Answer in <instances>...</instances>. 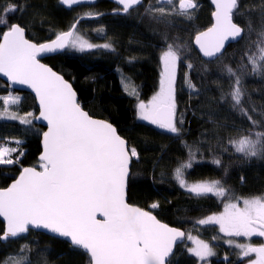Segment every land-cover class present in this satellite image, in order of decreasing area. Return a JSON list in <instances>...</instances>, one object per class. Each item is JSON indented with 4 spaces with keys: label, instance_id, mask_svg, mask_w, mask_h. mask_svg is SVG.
<instances>
[{
    "label": "trees",
    "instance_id": "16d2710c",
    "mask_svg": "<svg viewBox=\"0 0 264 264\" xmlns=\"http://www.w3.org/2000/svg\"><path fill=\"white\" fill-rule=\"evenodd\" d=\"M150 1L151 8L144 16L131 19L135 12H144L149 0H143L141 6L124 15L114 13L120 8L107 0L71 10L63 9L58 0H0V18L7 20V24L0 25V34L18 24L24 27L27 39L40 44L68 31L83 18L75 33L80 31L87 42L109 44L111 48L95 47L83 52L67 49L43 62L72 85L84 111L92 118L111 123L128 146L136 148L138 156L132 157L128 202L186 235L197 236L215 253L200 262L188 253L186 244L176 248L171 264H248L247 258H240L239 251L224 244L225 238L216 226H201L198 221L220 213L224 201L264 194V159L245 158L230 143L245 134L264 132V59H259L260 49L264 48V0H238L233 21L244 29L243 37L214 61L203 59L193 46L195 35L212 24L209 0H194L197 7L187 14L175 7L172 16L159 13L157 9L162 4ZM9 5H15L16 10L5 16ZM187 41L188 46L184 45ZM168 45L180 46L179 51L186 52L184 55L180 51L175 83L178 134L138 121L136 113L137 105L148 101L158 90L160 55ZM249 56L257 59L256 73L248 64ZM229 67L240 75V106H234L231 99L235 77L229 75ZM123 81L133 84L131 92L123 88ZM189 81L195 92L188 87ZM9 94L19 96L20 100L8 107L4 97ZM240 107L257 122L255 125ZM4 111L17 119L29 118L31 123L0 120V147L15 149L11 158L20 161L0 165V189L14 181L24 167L39 169L43 132L34 122L37 108L33 96L13 91L0 80V112ZM17 141L22 143L18 145ZM191 153H195V163L184 169L185 179L219 181L226 190L224 197H196L170 178L177 167L190 160ZM216 159L221 161L219 166L212 162ZM154 203L156 208L151 207ZM3 230L0 221V234ZM239 240L247 242L245 238ZM250 243L258 246L261 240L252 238ZM15 257L19 258L13 264H88L89 259L64 241L31 231L7 243L0 241V264H8Z\"/></svg>",
    "mask_w": 264,
    "mask_h": 264
},
{
    "label": "snow or ice",
    "instance_id": "6c2138e0",
    "mask_svg": "<svg viewBox=\"0 0 264 264\" xmlns=\"http://www.w3.org/2000/svg\"><path fill=\"white\" fill-rule=\"evenodd\" d=\"M60 2L71 7L83 0ZM117 2L127 13L141 0ZM212 3L215 5L212 13L215 23L195 36L199 51L208 58L221 53L226 40L240 38L244 32L233 22L238 0H212ZM179 7L181 14H187L197 5L194 0H179ZM15 10V5H9L4 10L5 16ZM157 11L162 15L165 13L163 7ZM5 24L6 18H0V25ZM72 28L75 29L76 24ZM68 47L83 52L96 45L79 37L73 38V31L61 32L49 43H33L25 38V29L18 24L10 25L0 34V74L13 84L27 85L35 93L39 116L34 118L47 123V131L43 133V152L39 157L40 170L24 167L9 187L0 189V217L6 222L0 240L19 238L30 227L46 229L68 238L73 248L89 258L88 264H171L173 246L185 234L161 223L150 212L129 205L125 199V181L130 158L138 156L136 148H130L111 123L93 119L83 111L71 85L38 60L41 54H55ZM102 47L110 49L111 45ZM178 59V53L168 45V50L160 57L163 65L160 91L147 104L140 102L137 105L139 120L171 134L180 131L174 122ZM259 59H264V48L260 49ZM248 64L252 65L253 73L259 71L254 56L248 57ZM191 67L188 65L189 69ZM227 71L235 77L231 99L234 106H240L243 95L240 75L231 67ZM188 87L196 91L190 81ZM13 102H16L15 98ZM239 110L248 116L243 107ZM0 118L15 120L18 117L7 114ZM248 119L253 125L257 123L251 116ZM19 122L21 125L31 123L24 118ZM21 143L17 141L18 145ZM230 143L245 158L264 159V132L256 131L254 136L245 134ZM13 151L15 149L0 148V165L20 162L18 158H11ZM194 159L195 153H191L189 162L176 168L175 176L180 187L196 197H224L226 190L219 181L189 185L182 178L183 169L191 168ZM212 162L217 166L221 163L218 159ZM157 206L155 203L151 205L152 208ZM98 215L103 219H98ZM198 223L218 225L219 232L225 237L264 238V198L245 199L242 207L228 202L221 213ZM226 243L234 244L240 250L238 255L242 260L254 254L255 258L248 264H264V243L253 246L252 243H234L230 239ZM191 254L200 261L215 255L209 244L201 242Z\"/></svg>",
    "mask_w": 264,
    "mask_h": 264
},
{
    "label": "water",
    "instance_id": "95a60500",
    "mask_svg": "<svg viewBox=\"0 0 264 264\" xmlns=\"http://www.w3.org/2000/svg\"><path fill=\"white\" fill-rule=\"evenodd\" d=\"M108 2H110V3H112V4H114V5H116L118 8H120V11H117V12H114V13H116V14H119V15H124V14H126L125 12H123V9H122V5L121 4H119L118 2H117V0H107ZM96 2H97V0H83V2L82 3H80V4H77V5H73V6H71V7H69V6H67V5H63V4H61V2H60V0H58V4L63 8V9H65V10H71V9H75V8H77V7H80V6H92V5H94V4H96ZM158 2L160 3V4H168V3H170L171 2V0H158ZM142 3H143V0H141V3L139 4V5H134L129 11H131V10H133V9H136V8H138L139 6H141L142 5ZM195 3V2H194ZM209 3H210V5H211V8H212V13L215 11V5L212 3V0H209ZM177 9H178V11L180 12V7H179V1H178V3H177ZM195 9V8H194ZM194 9H189L188 10V12H191V11H193ZM128 11V12H129ZM81 20H83V18H80V19H78V21H76L74 24H76V28H77V26H78V24H79V22L81 21ZM211 21H212V24H211V26L210 27H212V25L215 23V21H214V18H213V15H211ZM234 22V21H233ZM238 25V24H237ZM239 26V25H238ZM209 27V28H210ZM76 28L75 29H73L72 27L68 30V31H73V36H74V33H75V30H76ZM209 28H207L206 30H204V31H202V32H205V31H207ZM199 34V33H198ZM198 34H196V35H198ZM243 34H244V32H243ZM243 34H242V37H243ZM195 35V36H196ZM242 37H240V38H236V39H232V38H229L228 40H226L225 41V45H224V48L221 50V53H218L217 54V56L216 57H212V58H208V57H204L203 56V54L199 51V48H198V46L195 44V37H194V39H193V46L195 47V49H196V51L199 53V55L203 58V59H205V60H209V61H214V60H216L220 55H222L224 52H225V50L227 49V47L229 46V45H232V44H235V43H237V42H239L241 39H242ZM25 38H26V32H25ZM27 39V38H26ZM55 39V38H54ZM29 40V39H28ZM30 41V40H29ZM51 41V40H50ZM50 41H48V42H45V43H49ZM30 42H33V41H30ZM33 43H35V42H33ZM68 48H66V49H64V50H61V51H58L57 53H55V54H51V53H49V54H41V56H39L38 57V60L41 62V63H43V64H45L46 66H48V67H50L49 65H47L46 63H44L43 62V60L44 59H46V58H48V57H52V56H55V55H58V54H60V53H62V52H64V51H66ZM51 68V67H50ZM52 69V68H51ZM53 70V69H52ZM54 71V70H53ZM54 72H56V71H54ZM57 73V72H56ZM58 74V73H57ZM60 75V74H59ZM62 76V75H61ZM63 77V76H62ZM64 78V77H63ZM0 80L3 82V83H5L8 87H9V89H11V90H13V91H18V92H25V93H29V94H31L32 96H33V98L35 99V105H36V108H37V114L35 115V117H38L39 116V102H38V100H37V98H36V96H35V93L27 86V85H20V84H13L11 81H9L8 79H7V77H5V76H3L2 74H0ZM67 81V80H66ZM68 82V81H67ZM69 83V82H68ZM70 84V83H69ZM71 85V84H70ZM71 87H72V85H71ZM72 89H73V91L75 92V90H74V88L72 87ZM76 93V92H75ZM76 100H77V102H78V96H77V94H76ZM81 107V106H80ZM82 109V108H81ZM83 110V109H82ZM84 111V110H83ZM86 112V111H85ZM87 113V112H86ZM93 119H96V118H93ZM97 120H100V119H97ZM35 124L37 125V126H39V127H41L42 129H43V132H42V134H41V136H40V148H41V151H40V154H39V156H38V162H39V157H40V155L42 154V152H43V133L44 132H46L47 131V123H46V121H43V120H39V119H35ZM174 122L176 123V114H175V117H174ZM128 144V143H127ZM131 164H132V157L130 158V163H129V173H128V176L126 177V181H125V199H126V202L129 204V205H131V206H134V205H132V204H130L129 202H128V195H127V193H128V182H129V178H130V175H131ZM37 170H40V169H37ZM18 176H19V174H18ZM18 176L16 177V178H18ZM14 181H12L7 187H9L12 183H13ZM6 187V188H7ZM134 207H137V206H134ZM137 208H139V207H137ZM141 209V208H140ZM141 210H144V209H141ZM144 211H147V210H144ZM149 212V211H148ZM151 213V212H150ZM152 214V213H151ZM152 215H154V214H152ZM155 216V215H154ZM156 217V216H155ZM97 218L98 219H103V217H101V216H97ZM156 219L157 220H159L157 217H156ZM0 221L3 223V225H4V230H5V228H6V222L5 221H3V218L2 217H0ZM160 221V220H159ZM161 223H163V224H166V223H164V222H162V221H160ZM166 225H168V224H166ZM169 227H171V228H176V227H172V226H170V225H168ZM176 229H179V228H176ZM3 230V231H4ZM180 231H182L181 229H179ZM36 232V233H41V234H44V235H46V236H48V237H51V238H53V239H57V240H60V241H64V242H66L70 247H72L73 248V246L70 244V241H69V239L68 238H64V237H60L58 234H55V233H51V232H49L48 230H46V229H34V228H29V231L27 232V233H25V234H22L20 237H23V236H26L29 232ZM185 235L183 236V237H181L179 240H177L176 242H175V244H174V246H173V254L171 255V258L173 257V255L175 254V251H176V248L179 246V245H182L183 243H184V241L186 240V233L184 232V231H182ZM19 237V238H20ZM16 239H18V238H16ZM16 239H8V240H0L2 243H7L9 240H16ZM75 249V248H74ZM81 251V250H80ZM170 258V259H171Z\"/></svg>",
    "mask_w": 264,
    "mask_h": 264
},
{
    "label": "rangeland",
    "instance_id": "374dc122",
    "mask_svg": "<svg viewBox=\"0 0 264 264\" xmlns=\"http://www.w3.org/2000/svg\"><path fill=\"white\" fill-rule=\"evenodd\" d=\"M153 1H155V2H158V0H153ZM171 1H173V3H175V4H172V3H169V4H162V5H160V6H162L164 9H165V16H172V15H175V7H176V3L179 1V0H171ZM150 3H151V1L149 0V2H148V4L149 5H146L145 7H144V12H142V11H137V12H135V14H132V16H131V19H133L134 17H137L138 15H145L148 11H149V8H151L150 7ZM159 3V2H158ZM160 4V3H159ZM78 13L80 12V11H77ZM85 11H81V13H84ZM159 12V11H158ZM192 12V11H191ZM160 13V12H159ZM187 13H190V12H187ZM76 37H79L81 40H85V38H84V36H83V34L79 31V32H76L75 34H74V36H73V38H76ZM86 41V40H85ZM90 43V42H89ZM93 44V43H92ZM94 45H96V47H102V45H104V44H94ZM184 45H186V46H188L189 45V42L187 41L186 43H184ZM172 47H173V50H176V52L178 53V56H180V51H182V50H180L179 51V49H181V47L179 46H173L172 45ZM102 48H104V47H102ZM68 50H70V51H74V52H78L79 50L77 49V48H72V47H68ZM168 50V48L166 49V51ZM165 52V51H164ZM164 52L160 55V57L161 56H163V54H164ZM182 53L185 55V51H182ZM190 55V54H189ZM160 62H161V60H160ZM179 63H180V60L178 59V61H177V66H176V72H175V77H176V79H177V73H178V65H179ZM163 72V65H162V63H161V72H160V74ZM160 79H161V76H160ZM176 79H175V83H176ZM133 84L131 83V82H129V81H123V88L124 89H126V90H129V92H131L132 90H133V86H132ZM174 89H175V85H174ZM125 90V91H126ZM160 91V83H159V87H158V90H157V92L154 94V95H156L158 92ZM153 95V96H154ZM152 96V97H153ZM152 97L148 100V101H146V102H143V103H145V104H147L151 99H152ZM13 98H15L16 99V102H18L19 100H20V98H19V96H17V95H13V94H9V95H6L5 97H4V103L9 107L10 105H12V104H14V102H13ZM174 100H175V91H174ZM15 102V103H16ZM6 106V107H7ZM4 113V114H3ZM137 120L138 121H141V120H139V118H138V110H137ZM4 115H7L6 113H5V111L4 112H0V117H3ZM24 119H27V120H29V118H24ZM0 120H4V119H2V118H0ZM6 120V119H5ZM8 120H10V119H8ZM17 120H19V119H17ZM141 122H145V123H148L147 121H141ZM163 130V129H162ZM1 148V147H0ZM189 162V161H188ZM188 162H186V163H188ZM195 162L194 161H192V165L194 164ZM6 166H8L7 164H5ZM190 169V168H189ZM188 170V169H187ZM183 172H184V169H183ZM182 172V178H184L185 179V175H184V173ZM170 178L176 183V185L180 188V189H182L183 191H186V189H184V188H181L180 187V185H179V182H178V180L176 179V176H175V172L174 173H172L171 174V176H170ZM186 180V179H185ZM186 182L189 184V185H192V184H196V183H211V182H213V181H206V182H188L187 180H186ZM186 192H188V191H186ZM258 197H260V198H264V194L263 195H261V196H258ZM218 199H221V197H217ZM255 198H257V197H255ZM246 199V198H245ZM245 199H237V200H231V201H224V203H223V207H222V211L224 210V205L226 204V203H228V202H233V203H237L239 206H243V201L245 200ZM249 199H252V198H249ZM221 211V212H222ZM220 212V213H221ZM219 213H216V214H211V215H218ZM211 215H209V216H211ZM208 217V216H207ZM207 217H205V218H203V219H206ZM201 225V224H200ZM201 226H206V225H201ZM213 226H216L217 227V229H218V232H219V227H218V225H213ZM224 238H225V240L223 241L224 242V244L225 245H227V246H229V247H231V248H234V249H236L237 251H239L240 252V250L239 249H237L235 246H234V244L232 245V246H230L228 243H226V241L227 240H232V241H234V243H241V244H246V243H250V240L252 239V238H255V239H259V240H261V243H264L263 242V240H262V238L261 237H251L250 239H248V238H245V237H225L224 235H223V233H221V232H219ZM240 238H245L246 239V241L247 242H241L239 239ZM198 242H201V243H206V242H204V241H202V240H200L197 236H194L193 234H187V236H186V243H188L189 244V247H188V253L190 254V255H192L191 253H192V250H195L197 247H198ZM206 244H208V243H206ZM260 245V244H259ZM258 245V246H259ZM213 251V250H212ZM213 253H214V251H213ZM192 256H194V255H192ZM214 256V255H213ZM213 256H210V257H207V259L206 260H208V259H210V258H212ZM195 258H197L196 256H194ZM18 258L19 257H15L14 259H12L11 260V262H9L8 264H13L14 263V260H18ZM245 258H247L248 259V261L250 260V259H254L255 258V256H254V254L251 256V257H245ZM198 259V258H197ZM199 260V259H198ZM200 261V260H199ZM201 262V261H200Z\"/></svg>",
    "mask_w": 264,
    "mask_h": 264
},
{
    "label": "bare ground",
    "instance_id": "6f19581e",
    "mask_svg": "<svg viewBox=\"0 0 264 264\" xmlns=\"http://www.w3.org/2000/svg\"><path fill=\"white\" fill-rule=\"evenodd\" d=\"M186 244H188V243H186V240H185L184 243H183L182 245H186ZM182 245H179V246H182Z\"/></svg>",
    "mask_w": 264,
    "mask_h": 264
},
{
    "label": "flooded vegetation",
    "instance_id": "af4514ba",
    "mask_svg": "<svg viewBox=\"0 0 264 264\" xmlns=\"http://www.w3.org/2000/svg\"><path fill=\"white\" fill-rule=\"evenodd\" d=\"M263 242H264V238H262Z\"/></svg>",
    "mask_w": 264,
    "mask_h": 264
}]
</instances>
